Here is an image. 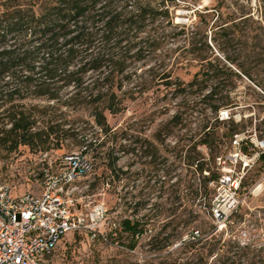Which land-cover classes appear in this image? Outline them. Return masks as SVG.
<instances>
[{"label":"trees","instance_id":"16d2710c","mask_svg":"<svg viewBox=\"0 0 264 264\" xmlns=\"http://www.w3.org/2000/svg\"><path fill=\"white\" fill-rule=\"evenodd\" d=\"M187 4L188 0H0V150H60L69 137L91 134L92 138L99 132H111L108 117L123 113L126 103L142 97L152 86L169 90L174 86L172 91L180 95L193 86L202 92L208 82L219 80L223 73L201 53L195 56L197 70L188 80L173 77L163 59L157 71L148 67L149 60L167 51L169 43L185 34L186 26L174 23L173 15L180 5ZM224 4L217 0L218 9ZM195 12L198 19L204 15ZM255 12L251 8L236 12L219 9L218 15L225 17L213 32L224 37L228 46L233 47L235 41L240 45L235 60L225 54V49H219L237 73L227 71L264 87V0H258ZM143 67L148 68L144 71ZM230 82L233 84L232 79ZM218 94L220 103L211 111L216 114V122L224 123L232 118L226 107L229 96L217 93L215 85L202 99L212 100ZM221 110L228 111L227 120H219ZM83 117L90 127H67L65 123ZM177 120L179 115L175 114L171 121ZM235 130L226 133L228 148L233 135L240 133ZM206 143L202 139L197 144ZM248 144L245 141L244 149ZM101 145L102 141L91 139L80 149L91 160L89 175L94 171L89 152ZM228 148L211 158L213 171L204 177L203 190L195 192L196 196H206L210 183L213 195L207 208L212 220L211 200L220 175L215 158ZM200 159L191 163L195 171L209 170L208 162ZM116 163L114 157L109 168L114 170ZM242 188L243 183L239 195ZM237 211L227 217L224 225L233 223L232 215ZM142 224L139 219L125 217L104 233L105 241H94L128 245L132 250L135 240L145 232ZM222 234L216 228L191 231L180 239L178 251H167L168 244L161 252H168L166 258L177 252L182 255L170 264H254L242 261L253 251L248 245H232L223 241Z\"/></svg>","mask_w":264,"mask_h":264},{"label":"rangeland","instance_id":"374dc122","mask_svg":"<svg viewBox=\"0 0 264 264\" xmlns=\"http://www.w3.org/2000/svg\"><path fill=\"white\" fill-rule=\"evenodd\" d=\"M222 1L225 4L219 6L221 12L251 8L256 15L258 0ZM188 3L180 5L173 15L174 23L186 26L185 34L169 43L167 51L149 60L148 67L156 70L163 59L173 77L188 80L197 70L195 56L201 53L211 60L213 68L223 73L219 80L208 82V88L202 92L193 86L180 95L172 91L174 86L170 90L152 86L142 97L126 103L123 113L108 117L111 132L106 135L99 132L92 138L91 134L69 137L60 150L30 152L22 148L15 153L0 150L1 180L13 194L22 195L39 192L42 171L62 155L79 151L91 139L102 141L101 147L89 152L93 173L72 185V197L78 208L91 210L102 205L107 210V218L100 227L103 235L125 217L143 223L145 232L135 240L132 250L128 245L96 242L87 235L69 233L45 264H170L182 255L179 252L169 258L164 255L167 251H178L180 239L184 240L186 233L214 228L223 233V241L248 245L253 250L242 261L264 264V162L259 161L246 174L240 193L242 203L229 226L208 215L207 202L213 195L210 183L206 196L195 195L197 189L203 190L204 177L213 171L211 158L228 148V130L236 129L246 135L255 132L264 139V87L227 71L237 73L219 49H225V54L235 60L240 45L235 41L233 47L228 46L224 37L214 35L215 26L225 17L218 15L217 0H188ZM213 10L217 14L211 13ZM195 11L204 14L203 17L198 19ZM215 85L217 93L230 98L226 107L232 118L224 123L216 122V114L211 111L220 103V94L212 100L202 99ZM175 114L179 120L171 121ZM65 123L75 128L91 126L85 117ZM202 139L207 143L198 145ZM114 157L117 163L112 170L108 163ZM196 158L207 161L209 170L196 172L195 165H191ZM168 244V250L161 252Z\"/></svg>","mask_w":264,"mask_h":264},{"label":"built area","instance_id":"2783aa9c","mask_svg":"<svg viewBox=\"0 0 264 264\" xmlns=\"http://www.w3.org/2000/svg\"><path fill=\"white\" fill-rule=\"evenodd\" d=\"M228 118L227 110L219 112V120ZM245 141L249 142L246 149ZM83 150L64 154L44 169L37 193L15 195L0 177V264H45L69 233L105 241L100 227L107 210L102 205L91 210L78 208L72 197V185L92 169ZM259 161L264 162V139L255 132L233 135L228 150L215 158L220 175L210 210L217 223L224 226L227 217L237 211L242 203L241 184Z\"/></svg>","mask_w":264,"mask_h":264}]
</instances>
